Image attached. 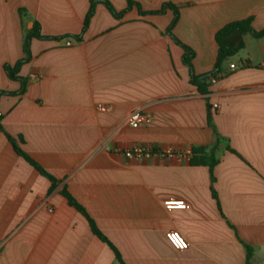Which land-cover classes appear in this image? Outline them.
<instances>
[{"label": "crops", "instance_id": "1", "mask_svg": "<svg viewBox=\"0 0 264 264\" xmlns=\"http://www.w3.org/2000/svg\"><path fill=\"white\" fill-rule=\"evenodd\" d=\"M109 1L117 11L127 6ZM134 1L144 12L165 2L179 7L172 34L194 50L196 74L213 69L214 35L224 24L252 17L255 30L264 28V0ZM88 7L89 0H0V264H246V244L250 263L264 264V35L244 34L225 74L200 94L182 47L165 32L170 9L140 15L132 6L116 19L98 3L76 40ZM34 21L46 37L31 39L19 93L3 65L24 55L23 29ZM136 107L150 121L132 127L126 117ZM5 132L56 182L17 154ZM217 133L236 154L221 146L213 180L190 157L117 152L134 144L191 151L212 145ZM167 198L187 207L166 209ZM170 229L185 237L186 249L169 245Z\"/></svg>", "mask_w": 264, "mask_h": 264}, {"label": "trees", "instance_id": "2", "mask_svg": "<svg viewBox=\"0 0 264 264\" xmlns=\"http://www.w3.org/2000/svg\"><path fill=\"white\" fill-rule=\"evenodd\" d=\"M127 6L122 11H117L112 3L109 0H89V7L85 14L82 28L79 34L74 35V38L76 40H80L82 34L86 30L89 21L91 17L94 14L95 6L98 3H102L106 6L107 10L110 12V14L118 19L120 18L123 13L131 8L132 6H137L138 12L140 15H143L145 13H163L166 9H170L173 12V18L166 28L165 32L170 35L174 41L180 45L183 49L182 53V62L184 65L187 66L189 71V83L196 87V90L200 94H207L209 92L210 84L212 79L214 81L224 75L225 73L222 71L223 63L231 56L236 54L244 45L243 43V35L246 33L251 34L254 37H260L264 35V28L261 30H255L252 26V17H246L239 20L230 21L226 24H224L222 27H220L214 35V39L217 45V53L216 58L214 62L213 69L207 73L203 74H196L193 70L192 66V60L195 56L194 50L186 45L185 43L178 40L173 34H172V28L174 24L176 23L178 16H179V7L171 2H165L162 4V6L158 10L144 12L140 9L139 4L134 0H126ZM18 12L22 18L26 16V11L23 8H19ZM23 41H22V51L23 56L18 59L13 64L5 63L3 65L4 71L8 78L12 80H17L21 84V88L19 90V93H23L26 88V78L19 75V70L22 64L26 63L30 57V42L32 38H45L46 36L40 34L39 30V23L37 21L33 22V25L29 29H23ZM6 93L5 91H0V94ZM206 119L207 124L211 127H214L212 125V112H211V105L207 102L206 103ZM1 118L0 115V130H3V127L1 125ZM6 137L8 140L12 143L15 151L17 154L22 156L31 166H33L38 172H40L42 175L46 176L48 179L52 181V183L56 182L55 177H53L49 172H47L42 166H40L30 155H28L25 151L21 149V147L17 144V141L14 137L9 135L5 132ZM19 140L22 142V138H19ZM221 146H223L224 150H227L229 152L235 153L236 151L232 149L229 144L227 143L226 139H224L222 136H220L218 133L216 134V140L212 145L204 146V145H197L193 146L191 148V156L189 158V162L191 164L196 165H206L209 168L210 171V177L211 180L214 179L213 177V167L218 163L219 156L221 153ZM61 194L67 199L68 204L75 207L78 211H80L82 214L85 215V217L88 220L89 226L91 231L94 235H96L100 240L108 244V246L112 249V251L115 254V257L121 261L120 254L118 250L115 248V246L107 239V237L100 231V229L97 227L93 219H91L88 214L86 213L85 209L68 193L66 189H63L61 191ZM246 248V264L250 263V257L252 256L253 249L249 245H245Z\"/></svg>", "mask_w": 264, "mask_h": 264}, {"label": "built area", "instance_id": "3", "mask_svg": "<svg viewBox=\"0 0 264 264\" xmlns=\"http://www.w3.org/2000/svg\"><path fill=\"white\" fill-rule=\"evenodd\" d=\"M64 45H71L72 40L66 38L63 40ZM234 64H230V68H234ZM214 81V79H212ZM150 117L147 115L142 108L136 107L130 111L126 117V122L132 127L140 126L143 123H148ZM103 143H100L102 146ZM117 152L128 159H142L149 156H181V157H190L191 151L177 152L171 148L160 149L149 144H134L131 146L120 147L117 149ZM163 204L166 209H184L187 207L186 202L181 198H167L163 201ZM165 239L171 247L176 250H184L188 247V242L185 237L176 229H170L165 232Z\"/></svg>", "mask_w": 264, "mask_h": 264}, {"label": "water", "instance_id": "4", "mask_svg": "<svg viewBox=\"0 0 264 264\" xmlns=\"http://www.w3.org/2000/svg\"><path fill=\"white\" fill-rule=\"evenodd\" d=\"M29 18V17H28ZM29 24H32L30 21H29ZM26 29H28V26L25 27Z\"/></svg>", "mask_w": 264, "mask_h": 264}]
</instances>
